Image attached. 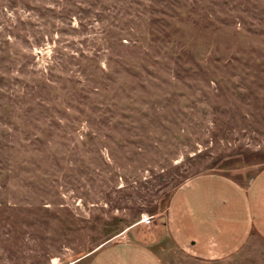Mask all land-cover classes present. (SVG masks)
Returning a JSON list of instances; mask_svg holds the SVG:
<instances>
[{"label": "rangeland", "instance_id": "rangeland-1", "mask_svg": "<svg viewBox=\"0 0 264 264\" xmlns=\"http://www.w3.org/2000/svg\"><path fill=\"white\" fill-rule=\"evenodd\" d=\"M262 169L264 0H0V264H91L119 242L264 264L257 233L205 258L168 217L194 177Z\"/></svg>", "mask_w": 264, "mask_h": 264}, {"label": "crops", "instance_id": "crops-1", "mask_svg": "<svg viewBox=\"0 0 264 264\" xmlns=\"http://www.w3.org/2000/svg\"><path fill=\"white\" fill-rule=\"evenodd\" d=\"M186 216L205 227L184 232L182 223ZM168 217L170 232L177 243L200 257L228 255L253 232L264 238V169L247 185L223 175L194 177L176 194ZM91 264L164 263L145 244L119 242L101 248Z\"/></svg>", "mask_w": 264, "mask_h": 264}, {"label": "built area", "instance_id": "built-area-1", "mask_svg": "<svg viewBox=\"0 0 264 264\" xmlns=\"http://www.w3.org/2000/svg\"><path fill=\"white\" fill-rule=\"evenodd\" d=\"M142 221L146 222L147 224L151 223V221H152L151 215H149L148 213H144L142 215Z\"/></svg>", "mask_w": 264, "mask_h": 264}]
</instances>
